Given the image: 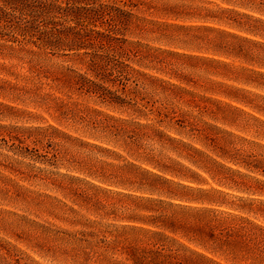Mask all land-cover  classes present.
I'll use <instances>...</instances> for the list:
<instances>
[{"label":"rangeland","instance_id":"rangeland-1","mask_svg":"<svg viewBox=\"0 0 264 264\" xmlns=\"http://www.w3.org/2000/svg\"><path fill=\"white\" fill-rule=\"evenodd\" d=\"M132 1L140 104L102 100L124 84L89 69L92 49L0 35V264H139L160 242L166 264H264V0ZM169 189L222 201L206 205L239 227L236 250L153 224L138 196Z\"/></svg>","mask_w":264,"mask_h":264},{"label":"trees","instance_id":"trees-1","mask_svg":"<svg viewBox=\"0 0 264 264\" xmlns=\"http://www.w3.org/2000/svg\"><path fill=\"white\" fill-rule=\"evenodd\" d=\"M131 5H133L132 0H125L124 6L108 0H0V35L14 39L19 35L23 40L38 42L40 47L52 50L77 52L81 49H92V52H85L86 55L91 56L89 69L106 78L116 74L114 77L121 79L124 84L122 93L99 86L98 92L102 100L121 106L132 104V101L140 104L138 95L135 91L127 89L124 82V72L129 67L126 61L135 57L140 61L146 58L141 55L140 44L130 42L126 37L133 26L140 28L142 26L140 22L146 21L143 17L134 14L132 9H128ZM186 7L191 9L184 12L191 14L193 7ZM220 9L218 15H212L214 12L210 9L197 7L196 11L199 13L194 14L205 20L213 19L221 22L224 20L223 13L232 11L238 13L227 7ZM202 11L207 13L202 14ZM126 43H129V46ZM99 51H102V54ZM153 174L157 180L172 182L157 173ZM178 185L189 191L196 190L188 184ZM149 190L152 193H160L156 187ZM161 194H167L174 201L152 195L138 196L150 204L144 208L149 211L150 214L146 217L150 218L153 224L173 232L191 230L195 234H200L206 230L213 241L233 245L234 247H230L231 250H236L237 245L230 238L232 230L239 234V227L225 224L218 214H215L216 209L206 205L214 203L222 205L224 204L222 201L178 193L170 189ZM192 220L195 222L193 223ZM159 245L160 248L156 250H137L136 262L166 264L167 259L173 256L163 252L164 243L160 242ZM174 255L178 258L177 253ZM180 263L177 261L174 264ZM254 263L261 264V259L254 258Z\"/></svg>","mask_w":264,"mask_h":264}]
</instances>
